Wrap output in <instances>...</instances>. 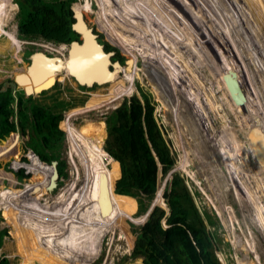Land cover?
I'll return each instance as SVG.
<instances>
[{"label":"rangeland","instance_id":"374dc122","mask_svg":"<svg viewBox=\"0 0 264 264\" xmlns=\"http://www.w3.org/2000/svg\"><path fill=\"white\" fill-rule=\"evenodd\" d=\"M104 1L110 0H102L99 3L97 0H75L71 7L76 21L75 29L80 35L78 41L74 43L82 47L73 50L75 58L80 59L78 64L75 62L79 66L78 72L98 80L91 86H80L66 75L65 69L55 76V84L52 88L41 92L42 95L34 94L29 97L47 105H52L54 102L52 100H56L57 103L63 102L62 107L57 110L62 116L59 123L61 148L55 153H61L60 158L65 162L63 171L65 176L59 186L43 196L39 203L30 201L28 209L22 203L27 201L26 192L33 190L29 181L16 180V184L10 186L6 181L0 184L4 189L0 193V230L7 232L0 248V260L7 258L10 264H142L141 260L132 255L138 232L155 209L160 207L166 210L163 191L172 179H178L182 200L190 219L216 262L264 264V220L261 223L254 216L255 206L252 202L255 199L258 203L264 204V169L251 146L250 137L254 127L260 128L264 133V87H258V82L262 83L264 79V68L257 69L264 66V54L256 48V43L261 44V38L259 42H255L251 36L252 33L259 35L256 33L257 26L254 23V16L258 11L248 10L245 0H127L104 16L109 29L104 32L98 30L95 16L97 11L102 9L100 4ZM130 1L134 3V7L143 6L139 9L140 15L138 11L136 12L140 20V28L120 26L123 20L113 26L112 23L116 22L113 16L125 10V8L122 10V6ZM17 10L15 0H8L7 15L0 23V79L2 80L0 86L10 80L13 82L14 75L26 72L29 56L33 52L43 51L49 56H61L66 59L70 50V45L60 49L63 45L40 40L32 42L19 40L14 20ZM153 18L157 24L155 26L147 24L153 22ZM130 27L131 31H129ZM5 32L12 35L15 41L9 40ZM116 33L125 46L114 40ZM138 44H141L140 47ZM101 49L114 51L115 54L106 60ZM163 49L164 69L160 70L161 63L155 53L156 50ZM248 49L251 50L252 56ZM134 60L137 62L136 67ZM114 61L120 66L115 65ZM194 61L204 64L212 61L216 78L211 75L206 64L199 68ZM175 73L178 77L174 75ZM194 75L202 83L199 86L200 90L202 89L201 94L195 95L191 87L193 80L196 81ZM115 80L123 82L117 85ZM228 82L236 91L239 90L241 98L243 94V104L235 102L238 100L237 93L234 95L231 92ZM112 89L115 92H112ZM118 89L120 91L117 92ZM119 92L121 96L117 94ZM210 102L214 105L215 114L209 111L210 118H207L203 109L209 110ZM201 105L205 107L202 108ZM118 108L133 110L135 114L133 153L155 167L156 191L150 199L121 196L123 208L129 210V217H118L113 227L105 223L106 230L104 234H99V244L94 247L97 234L95 233L90 241L85 240L88 236L82 227L80 228L67 216L66 206L62 204L60 197L63 194L66 202L72 200L71 196L73 198L72 194L76 190L71 186L73 179L76 177L74 182L78 186L88 183L89 181L86 180L84 183L81 182V175L84 174L83 168H90L92 186L86 193V199L84 198L86 205L84 210L91 221L98 224V211L95 205L89 207L96 196V170L106 171L111 192L114 193L113 181L119 176V168L116 162L108 157L99 160L93 155L86 156L84 160L87 166L80 163L79 158L75 156L71 159L70 146L67 143V125L77 128L88 123L92 129L95 128V124L100 126L101 147L105 152L103 148L106 136L105 121ZM209 119L214 124L213 129L211 124L209 125ZM160 128L163 130L164 140L170 143L167 144L169 150L162 141ZM12 137L14 143L10 142ZM28 140L29 135L20 138L14 133L5 139V143L0 144V147H6L3 155L14 150V154L7 162L0 159L2 173H7L5 171L11 162L23 160L28 153L25 152L23 143ZM187 143L192 146L193 154L189 151ZM221 144H225L232 152L231 158L225 157ZM87 146L77 137L74 139L75 151L85 153ZM38 150L44 155L53 153L48 152L41 145ZM18 173L23 172L21 170ZM240 180L245 184L242 185ZM50 187L51 185H48V188ZM5 188H9L12 193ZM245 190L254 191L246 193ZM10 194L15 196L14 205L6 201ZM38 207L45 208V212L50 211L51 208L62 212V220L65 222L63 226L45 216L42 217L65 238L66 251L69 255H65V262L60 261L62 256L59 252L51 251V244L40 243L33 229L25 226L27 216L32 215ZM111 213L112 208L106 214L100 211L102 218L110 217ZM95 222L92 227L96 231L100 227L98 228ZM206 236L212 240L210 244L206 243Z\"/></svg>","mask_w":264,"mask_h":264},{"label":"trees","instance_id":"16d2710c","mask_svg":"<svg viewBox=\"0 0 264 264\" xmlns=\"http://www.w3.org/2000/svg\"><path fill=\"white\" fill-rule=\"evenodd\" d=\"M101 1L97 0L98 3ZM74 2L75 0H15L18 10L14 20L18 39L29 42L40 40L54 45H69L78 41L80 35L75 29L76 21L71 9ZM25 98L24 92L12 80L0 86V144L10 134L15 133L20 138L29 135V140L23 143V148L28 153L22 161L11 162L6 172L14 174L18 181L31 180L33 190L28 193V200L39 203L43 196L59 186L65 176V162L60 158L61 153H55L61 148L59 123L62 116L57 110L62 107L63 102L52 100V105H47ZM105 123L103 148L119 168V176L113 181L114 193L138 199L152 198L156 191L157 172L151 163L133 153V110L118 108L106 118ZM160 129L162 141L169 150L167 144L170 143L164 140L163 130ZM13 139L12 137L10 142L14 143ZM40 145L53 153L44 155L38 150ZM5 148L0 147V159L7 162L14 150L3 155ZM50 158L56 161L59 170L60 178H54L57 180L52 178L55 174L58 176V173H53ZM21 170L23 173L19 174L18 171ZM3 190L0 187V193ZM162 197L166 210L160 207L155 209L140 228L132 255L141 260L142 264H220L209 254L190 219L182 200L178 179L169 182ZM140 203L138 200V204ZM6 233V230H0V248ZM205 239L207 244L212 242L208 236ZM0 264L10 263L7 258H2Z\"/></svg>","mask_w":264,"mask_h":264},{"label":"bare ground","instance_id":"6f19581e","mask_svg":"<svg viewBox=\"0 0 264 264\" xmlns=\"http://www.w3.org/2000/svg\"><path fill=\"white\" fill-rule=\"evenodd\" d=\"M7 1L8 0H0V23L4 20V18L6 17V15H7V12H6V7H7ZM126 1L127 0H110V1H104V2H102L101 4H100V7L102 8V9H100V11H97V15H95L96 16V18H97V21H98V26H99V28H98V30L100 29L101 31H104V32H107V31H109V29L107 28V26H108V24L106 23V20H105V18H104V16L107 14V12H109V11H114L119 5H121V4H124V3H126ZM154 2V1H153ZM153 2H152V4H153ZM245 2H246V4H247V6H248V10H250V11H252V9H255L256 11H258V13L254 16V23H255V26H257V29H256V33L257 34H259V35H256L255 33H252L251 34V36H252V39L255 41V42H259L258 40H259V38H261V44L260 43H256V48L259 50V51H261L262 52V54H264V0H245ZM161 3V2H160ZM133 2L132 1H130L128 4H126V5H123L122 6V10H123V8H125V10H123V11H121V12H119V13H117V16L115 15V16H113V18L115 19V21L116 22H113L112 24H113V26H116V24L115 23H120V21L121 20H123V23L120 25V26H136V28H137V26L139 27L140 26V20H139V18H138V15L136 14V12L137 13H139V9H141L142 7H140V8H138L137 6L136 7H134L133 6ZM138 4V3H137ZM162 5V4H161ZM133 7V8H132ZM151 7H153V6H151ZM163 7V6H162ZM165 7V6H164ZM168 8V7H167ZM180 8V7H179ZM155 9H157V8H155ZM159 9H160V7H159ZM10 10V9H9ZM181 10V9H180ZM143 11V10H142ZM147 11H149V10H147ZM151 11V10H150ZM155 11V10H154ZM176 11V10H175ZM179 11V10H178ZM153 12V11H152ZM159 12V11H158ZM160 12H161V10H160ZM166 12V11H165ZM146 13V12H145ZM144 13V14H145ZM167 13V12H166ZM175 13V12H174ZM180 13V12H179ZM141 13H139V15H140ZM159 14V13H158ZM163 14V13H162ZM178 14V13H177ZM165 15V14H164ZM163 15V16H164ZM167 15V14H166ZM142 16V15H141ZM148 16V15H147ZM153 16V15H152ZM161 17H162V15H160ZM159 16V17H160ZM145 17H146V14H145ZM155 17H156V15H155ZM180 17H181V15H180ZM141 18V17H140ZM157 18V17H156ZM127 19H129V20H127ZM154 19V18H153ZM143 20V19H142ZM146 20H148L147 18H146ZM163 20V19H162ZM144 21V20H143ZM186 21V20H185ZM193 21V20H192ZM145 22V21H144ZM148 22V21H147ZM159 22V21H158ZM165 22L167 23V21L165 20ZM143 22H141V24H142ZM163 23V22H162ZM172 23H174V22H172ZM250 23V21L248 20V24ZM147 24H153L154 26L157 24V23H155V19H154V21L153 22H150V23H147ZM167 24H169V23H167ZM174 24H176V23H174ZM178 24V23H177ZM176 24V25H177ZM178 25H180V24H178ZM182 25V24H181ZM193 25V24H192ZM97 26V27H98ZM175 26V25H174ZM160 27V26H159ZM140 28V27H139ZM158 28V27H157ZM130 30L129 31H131V27L129 28ZM133 29V28H132ZM142 29V28H141ZM147 29H149V28H147ZM143 30V29H142ZM146 30V29H145ZM133 32V31H132ZM137 32H138V30H137ZM136 32V33H137ZM140 32V31H139ZM142 32V31H141ZM158 32H160V30L158 31ZM4 33V32H3ZM134 33V32H133ZM143 33H144V31H143ZM161 33H162V30H161ZM160 33V34H161ZM163 33H165V32H163ZM5 34H6V32H5ZM142 34V33H141ZM166 34V33H165ZM150 35V34H149ZM162 36V35H161ZM163 36H165L164 34H163ZM259 36V37H258ZM6 37L9 39V40H11V41H15V39H14V37L12 36V35H10V34H6ZM114 37H115V41L117 40V42L119 41L120 42V44L121 45H123V41H122V39H121V37H118V34L116 33V34H114ZM150 37V36H149ZM158 37H159V35H158ZM136 38V37H135ZM138 38V37H137ZM136 38V39H137ZM156 39H157V37H156ZM138 41H139V39H138ZM138 41H136V42H138ZM129 42V41H128ZM153 43H157V42H153ZM113 44V43H112ZM248 44H249V42H248ZM139 46L138 47H140V45L141 44H138ZM123 46H125V44L123 45ZM128 46V45H127ZM62 47V46H61ZM60 47V49H63L64 47H62L61 48ZM226 47V46H225ZM253 49V48H252ZM171 50V49H170ZM172 51V50H171ZM218 51V50H217ZM248 51H249V54L251 55V50L250 49H248ZM161 53V54H160ZM155 55H156V57H157V60H159L160 62L159 63H161V64H159V66H160V70L163 68L164 69V67H163V65H164V62H163V56H164V49L162 50V51H159V50H156V53H155ZM183 54H181V56H182ZM181 56H180V58H181ZM184 56V55H183ZM252 56V55H251ZM255 57V56H254ZM254 59H256V58H254ZM183 60V59H182ZM211 60H212V58H211ZM181 62H183V61H181ZM195 63H196V65H199V68H202V66L203 65H205V66H207V68L209 69V71H210V73H211V75H213L215 78H216V73L214 72V67H213V65H211V63H212V61L211 62H209V63H202V62H196V61H194ZM261 62V61H260ZM137 64V62H135V60H134V65H135V67L137 66L136 64ZM187 62H185V64H186ZM189 63V62H188ZM216 63V62H215ZM253 63V62H252ZM193 64V63H192ZM189 65V64H188ZM260 65V64H259ZM262 65V64H261ZM174 66V65H173ZM177 66V69H178V65H176ZM186 67H188V66H186ZM190 67V66H189ZM191 68V67H190ZM193 68V67H192ZM263 68H264V66L262 65V67H257V69L258 70H260V69H262L263 70ZM252 69V68H251ZM69 69L67 68V66H66V75H68V71ZM175 70V69H174ZM180 70H181V68H180ZM195 70V69H194ZM190 71V70H189ZM159 72V71H158ZM177 72V71H176ZM184 72H186L185 70H184ZM256 72H257V70H256ZM154 73V72H153ZM161 73L162 74H164L162 71H161ZM182 73V72H181ZM192 73H193V69H192ZM178 74V73H177ZM190 74V73H189ZM259 74V73H258ZM83 75H86V74H84L83 73ZM129 75H131V74H129ZM174 75H176V73L174 74ZM204 75V74H203ZM257 75V74H256ZM177 76V75H176ZM195 76V75H194ZM178 77V76H177ZM184 77V76H183ZM130 78H132L131 76H130ZM195 78H196V81L195 80H193V82H192V84L193 85H191V87H192V89H193V91H194V93H195V95L197 94V93H200L201 94V90H200V88H199V86H201L202 85V83H200V81H199V79H198V77H196L195 76ZM201 78V77H200ZM214 78V79H215ZM172 79V78H171ZM174 79V78H173ZM208 79V78H207ZM213 79V80H214ZM261 78H259V80H260ZM131 80V79H130ZM167 80V79H166ZM192 80V79H191ZM258 80V81H259ZM116 81V80H115ZM186 81V80H185ZM211 80H209V82H210ZM117 83V85L119 84H122V82L123 81H121V80H117L116 81ZM156 82V81H155ZM180 82V81H179ZM189 82V81H188ZM212 82V81H211ZM262 83H260V82H258V87L259 88H263L264 87V79L261 81ZM160 83V82H159ZM178 83V82H177ZM187 83V82H186ZM213 83V82H212ZM175 84V83H174ZM211 84V83H210ZM218 84V83H217ZM131 85V84H130ZM176 85V84H175ZM182 85V84H181ZM228 85H229V87L231 88V92L235 95L237 92H236V89L234 88V86L233 85H231L229 82H228ZM115 86V85H114ZM194 86V87H193ZM113 87V86H112ZM122 87H123V85H122ZM159 87V86H158ZM176 87H178V86H176ZM116 88V87H115ZM190 88V87H189ZM204 89V88H203ZM200 90V91H199ZM118 91H120L119 89L117 90V92ZM188 91V90H187ZM112 92H115V90L114 89H112ZM173 92H174V90H173ZM180 92V91H179ZM178 92V93H179ZM204 92V91H203ZM177 93V94H178ZM188 93V92H187ZM118 95H120L121 96V94H120V92L119 93H117ZM209 94V93H208ZM194 95V96H195ZM127 96V95H126ZM187 96V95H186ZM194 96H192V97H194ZM112 97V96H111ZM237 98H238V100H241V96H236ZM181 98V97H180ZM186 98V97H185ZM112 99V98H111ZM175 99H177L176 97H175ZM113 101V100H112ZM178 101V100H177ZM180 101V100H179ZM212 102H214V101H212ZM118 103V102H117ZM176 103V102H175ZM211 103V102H210ZM108 104V103H107ZM186 104V103H185ZM184 104V105H185ZM219 105V104H218ZM181 106H182V104H181ZM192 106V105H191ZM202 106V108H204L205 106L204 105H201ZM108 107V106H107ZM111 107V106H110ZM115 107V106H114ZM179 107V106H178ZM195 107V106H194ZM94 109H96V108H94ZM106 109V108H105ZM176 109V108H175ZM185 109V108H184ZM211 109V110H210ZM210 109L208 110V109H203V110H205V114L207 115V118H210L209 117V111H211V113H213V114H215V111H214V105H212V103L210 104ZM174 111V110H173ZM178 111V110H177ZM183 111V110H182ZM185 111H186V109H185ZM81 112H79V114H80ZM182 114V113H181ZM189 114V113H188ZM71 116V115H70ZM69 116V117H70ZM183 116V115H182ZM191 116V115H190ZM189 116V117H190ZM173 117V116H172ZM176 118V117H175ZM186 118H187V116H186ZM192 118V117H191ZM181 119V118H180ZM178 121V120H177ZM194 123V122H193ZM200 123H201V121H200ZM95 124V123H94ZM175 124V123H174ZM202 124V123H201ZM211 124V125H210ZM224 124V123H223ZM180 125V124H179ZM209 125L212 127V129H213V127H214V124H213V122L212 121H210V119H209ZM225 125V124H224ZM185 126V125H184ZM243 126V125H242ZM184 128H187V127H184ZM100 129H101V127L100 126H98V125H96L95 124V128L94 129H92V127H91V125L90 124H88V123H86L85 125H83V126H81V127H75V128H73L72 126H68L67 125V134H68V139H67V143H68V146H70V158L72 159L73 158V156H75L76 158H79V160H80V163H82V164H84V165H86L87 166V164H86V162H85V160H84V158L86 157V156H89V155H93L95 158H97V159H99V160H101L103 157H108L110 160H113L110 156H108V154H106L104 151H103V149H102V147H101V135H100ZM183 130V129H182ZM86 131H87V133H86ZM185 131H186V129H185ZM182 132H184V131H182ZM189 132V131H188ZM181 133V132H180ZM186 133V132H185ZM192 134V133H191ZM263 132L261 131V129L260 128H256V127H254V130L252 131V134L250 135V137H251V143H252V145L251 146H253V150H254V152L256 153V156L258 157L257 159H259L260 160V165H261V167H263V169H264V136H263ZM169 135V134H168ZM195 135H197V134H195ZM194 135V136H195ZM77 137V139H79V141H81V143H83L84 145H88L87 146V148L85 149V153H83V152H78V151H75L74 149H73V143H74V139ZM185 137V136H184ZM193 138V137H192ZM196 138V137H195ZM183 139V138H182ZM214 139V138H213ZM192 140V139H191ZM182 141V140H181ZM246 141V140H245ZM183 142V141H182ZM192 143V142H191ZM185 144V143H184ZM193 144V143H192ZM210 144V143H209ZM187 145H188V148H189V151L192 153L194 150L193 149H191V147L192 146H189L190 144L189 143H187ZM194 145V144H193ZM222 145V147L224 148L222 151H223V154L225 155V157L226 158H231L230 156H231V154H232V152H230L228 149H227V147H226V145L225 144H221ZM183 146H185V145H183ZM194 147V146H193ZM214 147V146H213ZM199 148V147H198ZM193 150V151H192ZM187 151V150H186ZM231 153V154H230ZM186 154H187V152H186ZM193 154V153H192ZM213 156V155H212ZM256 156H255V158H256ZM198 157V156H197ZM220 157V156H219ZM223 157V156H222ZM255 160V159H254ZM109 161V160H108ZM224 161V160H223ZM222 161V162H223ZM232 161V160H231ZM101 162V161H100ZM106 163V162H105ZM228 163V162H227ZM236 165V164H235ZM77 166V165H76ZM184 167V166H183ZM228 168H230V166H227ZM74 168H75V166H74ZM235 168V167H234ZM79 169V168H78ZM84 169V174L83 175H81V182H85V180L86 181H89L88 183H85L84 185H82V186H78L77 185V183L76 182H74V179L76 178H74L73 179V182H72V185L71 186H73L74 188H76V190H75V192H73V198H72V196H71V199L72 200H70L69 202H66L65 201V198L63 197V194L61 195V197H60V200H62V204L64 205V206H66V209H67V212H66V214H67V216H69L70 218H72L73 219V221L81 228L82 227V229L85 231V233H86V235L88 236L87 237V239H85V240H87V241H90V239L94 236V234L96 233L97 234V238H96V240H95V242H94V244H95V246L94 247H97V243H98V239H99V234L100 233H102V234H104V231L106 230L105 229V223H106V225L107 226H109V227H113V224L119 219L118 217H121V218H124V216L126 217V218H128L129 216H128V209H124L123 208V202H122V197L121 196H117L116 195V193H113V192H111V186H110V183H109V181H108V176H107V173H106V171L105 170H96V173H97V178H96V180H97V189H96V196H95V198H93L94 199V202L92 203V204H90L89 205V207L90 206H92V205H95V208L97 209V211H98V220H97V222H98V228L99 229H97L96 231L93 229L94 227H92L93 226V224H94V222H92L91 221V219L86 215V213H85V210H84V208L86 207V205H84V198H85V196H86V193H88V191L90 190V188H91V186H92V181H91V176H90V173H91V169L90 168H83ZM236 170V169H235ZM234 170V171H235ZM241 170V169H240ZM254 170V169H253ZM87 171V172H86ZM1 173H0V184H2L3 183V181H6L8 184H9V186L10 185H14V184H16V180H15V178L10 174V173H2V171H0ZM6 172V171H5ZM76 172V171H75ZM80 172V171H79ZM231 173V172H230ZM245 173V172H244ZM79 174H81V173H79ZM253 174V173H252ZM234 176H235V174H233ZM232 175V176H233ZM247 175H249V174H247ZM259 175V174H258ZM95 176V175H94ZM246 177V176H245ZM251 177V176H250ZM256 178V177H255ZM259 178H261V177H259ZM77 179H78V177H77ZM248 179H250V178H248ZM251 180V179H250ZM255 180V179H254ZM242 185H244L245 183H244V181H242V180H240L239 181ZM260 182V181H259ZM247 185V184H246ZM260 185V184H259ZM17 186V185H16ZM240 187H242V186H240ZM255 187V186H254ZM262 187V186H261ZM243 188V187H242ZM257 188V187H256ZM6 189V191H8V192H10V193H12V191L9 189V188H5ZM103 190L102 191V196L100 197V194H99V192H100V190ZM258 189V188H257ZM256 189V190H257ZM263 189V188H262ZM243 190V189H242ZM250 191H254V190H250ZM250 191H248V192H250ZM244 192H246V193H248L246 190L244 191ZM66 193V192H65ZM253 193V192H252ZM261 193V192H260ZM119 195H121V194H119ZM236 195H238V194H236ZM257 195H258V192H257ZM256 195V196H257ZM250 196H252V194H250ZM255 196V197H256ZM259 196V195H258ZM247 197H249V195L247 194ZM26 198V197H25ZM254 198V197H253ZM86 199V198H85ZM98 199L101 201V202H103L104 200H106V202H108V204L106 205V208H107V210H110L111 208H112V213L110 214L111 216L110 217H103L102 218V214H100V211H102L101 210V208L99 207L100 205H99V203H98ZM26 200L28 201H25L24 203H23V205L25 206V208H29L28 207V203L30 202V200H28V198H26ZM250 200H252L251 198H250ZM6 201H9V202H11L13 205L15 204V196L13 195V194H10L9 196H8V199L6 200ZM87 201V200H86ZM254 204H253V206H255L253 209H254V211H255V215L254 216H256L259 220L258 221H261V223H263V220H264V204H260V203H258L257 201H255V199L252 201ZM216 205V204H215ZM85 206V207H84ZM129 208H130V206H129ZM45 208H42V207H38V208H36L35 210H34V213L32 214V215H29V216H27V219H26V222H25V226L27 227V228H32L33 229V231H34V233L36 234V236L39 238V240H40V243L42 242H44V243H47V244H51V251H53L54 253H56V252H59L60 253V255L62 256V257H60V261L61 262H65V255H68V253H67V245H66V242H65V238L61 235V234H59L58 233V231L52 226V225H50V224H48L47 222H45L44 221V219H43V217L42 216H45L46 218H48V219H51V220H54L55 222H57L58 224H61L62 226L64 225V221L62 220V212L60 211V210H54V209H50V211H46L45 212ZM220 213V212H219ZM94 214V213H93ZM149 214V213H148ZM95 215V214H94ZM100 216V217H99ZM117 216V217H116ZM264 224V223H263ZM99 230H100V232H99ZM98 231V232H97ZM82 232V231H81ZM85 243V242H84ZM99 244V243H98ZM262 247V246H261ZM52 252V253H53ZM71 254V253H70ZM72 255V254H71ZM46 256V255H45ZM69 256V255H68ZM258 256V255H257ZM46 260V259H45Z\"/></svg>","mask_w":264,"mask_h":264},{"label":"water","instance_id":"95a60500","mask_svg":"<svg viewBox=\"0 0 264 264\" xmlns=\"http://www.w3.org/2000/svg\"><path fill=\"white\" fill-rule=\"evenodd\" d=\"M76 26V25H75ZM66 45H63L65 47ZM74 48H80L81 46L75 44L74 42L70 44V50L68 51L67 58L64 59L61 56H49L43 51H35L29 56V63L26 67L25 73L16 74L13 76L14 84L24 92L25 97H30L34 94H40L43 91H46L53 87L55 84V76L57 74L62 73L66 66L69 69L68 76L76 81V83L80 86H91L93 85L98 79L91 78L88 76L83 75V73L78 72V60L79 58H75V54L73 53ZM103 52L104 57L106 60L112 58L115 54L114 51H106L101 49ZM75 59V60H74ZM82 60V58H81ZM77 62V64L75 63ZM118 67L120 64L117 61L113 62ZM2 80L0 79V83ZM237 95H240L239 90L236 91ZM235 101V100H234ZM235 102H240V104L244 103V98L242 94L241 101L236 100ZM5 143V140L2 142ZM51 159V165L53 173H58V176L55 174L53 180H57L60 178L59 170L56 165V161L53 158ZM49 161V160H47ZM46 161V163H47ZM56 165V166H55ZM47 173V171H46ZM57 178V179H54ZM102 189L100 190L99 194L100 197L102 196ZM99 207L101 208V212L106 214L109 210H107L106 205L108 202L104 200L101 202L98 199Z\"/></svg>","mask_w":264,"mask_h":264},{"label":"crops","instance_id":"0c3cea01","mask_svg":"<svg viewBox=\"0 0 264 264\" xmlns=\"http://www.w3.org/2000/svg\"><path fill=\"white\" fill-rule=\"evenodd\" d=\"M9 173V172H8ZM14 178H16L15 177V175L14 174H12V173H10ZM15 180H17V178L15 179ZM18 181V180H17ZM23 181H25V180H23ZM29 182H30V184H31V186H32V188H33V185H32V181L31 180H28ZM27 182V181H26ZM48 187V186H47ZM51 188V187H50ZM29 192H31V191H28V192H26V194L28 195V193ZM46 196V195H45ZM28 198V197H27ZM42 199V198H41Z\"/></svg>","mask_w":264,"mask_h":264},{"label":"flooded vegetation","instance_id":"af4514ba","mask_svg":"<svg viewBox=\"0 0 264 264\" xmlns=\"http://www.w3.org/2000/svg\"><path fill=\"white\" fill-rule=\"evenodd\" d=\"M70 45V44H69ZM67 46V45H66ZM72 79V78H71ZM72 80H74V79H72ZM75 81V80H74ZM76 82V81H75ZM14 83V82H13Z\"/></svg>","mask_w":264,"mask_h":264}]
</instances>
